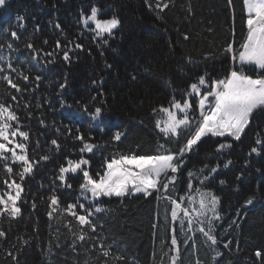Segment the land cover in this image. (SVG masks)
Listing matches in <instances>:
<instances>
[{
    "label": "trees",
    "instance_id": "obj_1",
    "mask_svg": "<svg viewBox=\"0 0 264 264\" xmlns=\"http://www.w3.org/2000/svg\"><path fill=\"white\" fill-rule=\"evenodd\" d=\"M164 2H169V7L163 12L157 8V0H148V3L145 0H5L0 6V45L3 46L0 56L11 57L20 71L27 70L31 83L26 87L32 89L22 97L14 89H7L22 101L18 107L11 95L0 96V102L12 104L21 117L23 130L30 131V154L39 141L41 148L35 152L36 158L45 153L52 156L50 161H41L33 175L26 177L22 195L27 202H18L22 206V217L12 222L9 242L0 243V264H16L7 255L9 250L18 257L19 264H85V261L103 264L105 257L100 255L101 249L96 242H78L75 251L70 247L73 237L64 225L71 217L65 215L49 221L46 215L47 197L59 184L55 179L58 166L65 155L70 158L80 155L69 151L79 142L67 136L64 125L70 127L73 134L80 129L85 137L89 134L94 137L92 142L104 145L95 155L84 154L86 158L91 156L90 171L95 174L102 170L104 159L110 158L114 151H135L141 155L154 153L159 134L151 110L161 104L167 105L171 97L167 81L182 90L199 75L207 73L209 79H219L228 71L230 59L224 48L231 42L238 47L247 32L243 0H232L231 5L229 0H160L161 6ZM93 4L102 10V18L116 16L121 21L111 38L105 36L107 45L99 39L94 42V34L80 22L81 12L89 13ZM21 23L25 27L21 28ZM57 23L64 35L55 28ZM37 26L39 32L35 31ZM12 31L18 33V40L11 39ZM185 36L189 39H184ZM58 39L62 44L75 40L83 44L85 50L70 53L72 62L65 63L62 52L55 47ZM45 40H48L47 44ZM30 41L41 50L37 54L38 61L31 60L32 52L25 47ZM7 42L13 43L19 51L7 49ZM44 52L55 55L45 56ZM21 60L26 62L21 64ZM49 60L53 63H48ZM0 67L7 69V64L0 60ZM250 74L256 76L254 72ZM9 75L25 86L16 73ZM36 75H40L41 80L32 79ZM94 80L97 81L95 86ZM61 84L66 87L61 89ZM0 88L7 86L0 83ZM180 95L177 91V98ZM61 100L73 107L61 109ZM37 102L41 104L40 108L36 107ZM23 103H29L30 107L25 109ZM85 106L89 111L101 107L102 118L92 121L83 111ZM29 112L31 119L27 115ZM40 120L44 121V127ZM258 124H264V114L256 115L252 130L243 137L242 143L233 142L234 147L225 150L220 163L227 159L233 163L228 169L222 168L219 177L208 184L221 200L222 219L217 222L215 231L220 241L217 250L222 253L218 264H264V259L255 256L257 250L264 253V151L260 155H248L255 143ZM57 127L63 134L57 133ZM100 128L105 131L100 132ZM116 130L125 133L119 143L112 141ZM51 139L61 143V152L55 151ZM214 145L215 141L211 139L202 143L199 154L191 157L180 176L174 195L184 194L189 169H199L205 162L217 163ZM237 176H240L239 180ZM219 179L227 183L220 185ZM70 182L72 190L56 189L65 204L74 202L81 180L72 178ZM193 182L199 183L198 180ZM248 199L253 203L247 204ZM33 202L36 209L31 207ZM166 205L167 201H157L155 195L148 199L126 198L123 203L115 199L105 201L104 206L109 211L100 215L97 223H102L103 228L97 227L96 234L104 238L106 246H112L113 256L125 258L117 262L108 257L107 264H160L159 242L170 240L169 225L164 222ZM154 224L157 225L155 229ZM72 227H77L74 222ZM0 229L8 231V222H0ZM17 236L31 243L23 245ZM53 236L59 237L61 246L56 248L57 241H53L49 253L48 242ZM228 241H231L230 246L224 248ZM193 242L198 246L195 256L191 249ZM89 247L90 252L86 251ZM180 247L181 264H194L197 258L202 264H213L214 253L211 247H205V240L199 234L187 247L184 243ZM164 264H168L167 257H164Z\"/></svg>",
    "mask_w": 264,
    "mask_h": 264
},
{
    "label": "snow or ice",
    "instance_id": "obj_2",
    "mask_svg": "<svg viewBox=\"0 0 264 264\" xmlns=\"http://www.w3.org/2000/svg\"><path fill=\"white\" fill-rule=\"evenodd\" d=\"M145 2L148 3V0ZM231 3L232 0H229V5ZM4 4L5 0H0V6ZM243 5L247 16L245 21L247 32L238 47L231 42L224 48V53L230 59V66L224 77L209 79L208 74L205 73L199 75L182 90L175 88L171 81H167L171 88V97L167 105L161 104L151 110L154 127L159 134L153 154L141 155L135 151L129 153L114 151L110 158L104 159L102 170L93 174L90 171L91 156L86 158L84 154L95 155L96 151L104 145L92 142L94 137L91 134L85 137L80 129H76L73 134V130L64 125L67 136L74 142H79L69 151L78 152L80 155L76 158L65 155L63 162L58 166L55 179L59 181V184L47 197L46 215L49 221L65 215L71 217L64 226L73 237L70 247L74 251L78 242L86 243L91 240L101 249L100 255L105 257L103 264H107L108 257H112L117 262L123 261L125 258L122 255L113 256L110 251L112 246H106L104 238L96 234L97 227L103 228L102 223H97L100 215L109 211L104 206L105 201L115 199L123 203L126 198L148 199L155 195L157 201H167L164 222L169 225L170 231V240L161 239L159 242L160 264H164V257L168 258V264H181V243L187 247L190 241H195L197 234L204 238L205 247H211L214 253L211 258L213 264H218V258L222 256V253L217 250L220 241L215 231L217 222L222 219L219 211L221 200L208 187V184L219 177L222 168L228 169L233 163L231 159H227L221 164V155L225 150L234 147L233 142L242 143L243 137L252 130L256 115L264 114V0H243ZM156 6L160 12H163L169 7V2H164L161 6L160 0H157ZM149 7L151 8V4ZM188 11L190 12V9ZM101 12L102 10L93 4L89 13L81 12L80 22L87 31L94 34V42L99 39L107 45L108 39L105 36L111 38L121 21L116 16L102 18ZM18 19L24 18L18 17ZM19 26L25 27L23 23ZM55 28L64 35L60 24H55ZM35 31H40L39 26L35 28ZM11 39L13 41L19 39L16 31L11 32ZM184 39L187 40L189 37L185 36ZM5 40H7L6 37ZM44 43L47 44L48 40ZM0 47L3 46L0 45ZM25 47L32 52L31 60L38 61L37 54L41 50L37 49L31 41L26 43ZM55 47L62 52L61 58L65 63L72 62L70 53L85 50L84 45L75 40L62 44L58 39ZM7 49L19 51L11 42H7ZM44 55L53 56L55 53L44 52ZM0 60L7 64V69L0 67V83L7 86V88H0V96L11 95V100L17 101L18 107L22 101L18 100L17 95L10 94L7 89H14L15 93L20 94L21 97L25 92H31L32 89L26 87L31 83L30 76L26 74L27 70L20 71L11 57L0 56ZM25 62L26 60L19 61L21 64ZM188 62H192L191 58ZM48 63L53 61L49 60ZM250 72L256 73L255 78ZM9 73H16L24 81L25 86L22 87ZM32 79L39 81L41 76L36 75ZM92 83L95 86L97 81L94 80ZM65 87L66 84L60 85L61 89ZM177 91L181 92L180 98L176 96ZM92 99L95 100V97ZM194 99L195 103H193ZM45 102H48L46 98ZM23 107L28 109L30 104L23 103ZM36 107L40 108L41 104L37 102ZM72 107L73 105L61 100V109ZM83 111L91 117L92 121L102 118L101 107H95L94 111H89L85 106ZM27 115L29 119L32 118L31 112ZM40 124L41 127L45 126L43 120H40ZM23 127L16 108L12 104L0 102V185L3 186L0 188V222H8V231L0 229V243L9 242L12 222L22 217V206L18 202H27L22 195L25 192L26 177L33 175L34 169L41 161L47 162L52 159L48 153L36 158L35 152L41 148L39 141L35 148L31 149L30 154L31 134L30 131L23 130ZM56 131L58 134H63L59 127ZM104 131V128H100V132ZM124 135V132L116 130L113 132L112 141L119 143ZM209 139L215 141L214 154H216L217 163L211 165L210 162H205L199 169H189L184 194L174 195L178 180L183 175L191 157L198 155L202 143ZM254 142V146L248 153L250 156L260 155L264 151V124L257 125ZM50 143L57 153L61 152L62 145L57 139H51ZM173 145H176L175 149ZM48 152H51V149ZM257 171L260 170L257 169ZM72 178L81 180L78 194L74 202L65 204L57 195L56 189L72 190L73 184L70 182ZM236 179L239 180L240 176ZM194 180H198L199 183L194 184ZM218 182L220 185L227 183L224 179H219ZM246 203L252 204L253 201L248 199ZM31 207L36 209V203L33 202ZM57 213L59 216L56 215ZM73 222L77 226L75 229L72 227ZM156 227L157 225L154 224L153 228ZM34 231L38 229L34 228ZM16 239L23 245L31 243L20 236ZM36 239L38 240L39 237L37 236ZM58 240V236H53L52 240H49L47 248L49 253L52 252L53 241H57L54 245L56 248L61 246ZM230 244L231 241H228L223 246L228 248ZM15 247L16 245L13 244V248ZM191 249L192 255L195 256L198 251L195 242L191 244ZM86 251L90 252L91 248L89 247ZM7 255L19 264L18 257L11 250L7 252ZM153 255L155 256L156 253L154 252ZM255 256L258 259H264V253L260 250L255 252ZM194 264H202V262L197 258Z\"/></svg>",
    "mask_w": 264,
    "mask_h": 264
},
{
    "label": "rangeland",
    "instance_id": "obj_3",
    "mask_svg": "<svg viewBox=\"0 0 264 264\" xmlns=\"http://www.w3.org/2000/svg\"><path fill=\"white\" fill-rule=\"evenodd\" d=\"M245 13H246V11H245ZM246 18H247V16H246ZM254 78H255V76H253Z\"/></svg>",
    "mask_w": 264,
    "mask_h": 264
}]
</instances>
